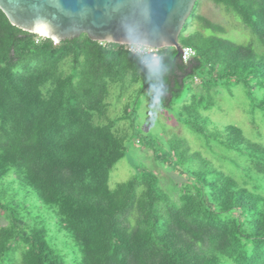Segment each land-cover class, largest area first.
<instances>
[{"label":"trees","instance_id":"1","mask_svg":"<svg viewBox=\"0 0 264 264\" xmlns=\"http://www.w3.org/2000/svg\"><path fill=\"white\" fill-rule=\"evenodd\" d=\"M211 1L254 41L202 17L211 33L192 30L196 3L179 37L193 57L163 48L152 66L85 34L23 31L0 10V264H264V131L221 121L237 86L251 124L264 113V0ZM145 93L200 138L173 146L177 196L152 171L110 186Z\"/></svg>","mask_w":264,"mask_h":264},{"label":"water","instance_id":"2","mask_svg":"<svg viewBox=\"0 0 264 264\" xmlns=\"http://www.w3.org/2000/svg\"><path fill=\"white\" fill-rule=\"evenodd\" d=\"M198 0H0L23 31L55 42L87 35L95 42L175 48ZM184 55V53H183Z\"/></svg>","mask_w":264,"mask_h":264},{"label":"rangeland","instance_id":"3","mask_svg":"<svg viewBox=\"0 0 264 264\" xmlns=\"http://www.w3.org/2000/svg\"><path fill=\"white\" fill-rule=\"evenodd\" d=\"M194 13L196 21L191 25L192 30L211 33L203 26L206 24L198 22L197 17H202L207 22L218 25L222 30L219 35L233 40L234 43L248 44L254 41L249 29L241 23L236 14L211 0H199ZM225 93L222 96L227 97V102L223 106L221 121L241 125L246 131H264V113L260 110L254 111L258 113L259 118L251 124L253 110L248 105L246 91L241 86ZM183 103L184 101L181 100L180 104ZM135 108L136 135L131 136L127 155L113 170L110 186L114 188L118 183L127 181L135 174L152 171L160 178L162 188L171 196H177L179 187L187 181L172 164L171 157L175 156L173 146H176V142H181L182 146L189 145L195 148L199 146L200 138L185 126L176 110H162L151 93L143 94ZM253 136L254 140H257L258 135L255 133Z\"/></svg>","mask_w":264,"mask_h":264},{"label":"built area","instance_id":"4","mask_svg":"<svg viewBox=\"0 0 264 264\" xmlns=\"http://www.w3.org/2000/svg\"><path fill=\"white\" fill-rule=\"evenodd\" d=\"M125 47L129 52L142 58L145 64H154L158 59L157 49L132 44L126 45ZM183 53L184 60H188L194 55V51L191 48H184Z\"/></svg>","mask_w":264,"mask_h":264},{"label":"clouds","instance_id":"5","mask_svg":"<svg viewBox=\"0 0 264 264\" xmlns=\"http://www.w3.org/2000/svg\"><path fill=\"white\" fill-rule=\"evenodd\" d=\"M100 43H102V42H100ZM126 45H129V44H123V46H126ZM132 45H135V44H132ZM138 46H143V45H138ZM144 47H148V46H144ZM148 48H152V47H148ZM154 49H156V48H154ZM184 49V48H183ZM157 50H159V49H157ZM183 51V50H182ZM136 56V55H135ZM137 57H139V56H137ZM180 57H182V59H183V53H182V55L180 56ZM193 57V56H192ZM191 57V58H192ZM140 58V57H139ZM140 60L142 61V63H143V60H142V58H140ZM184 60V59H183ZM189 60V59H188ZM185 61H187V60H185ZM156 63V62H155ZM154 63V64H155ZM154 64H145V63H143V65H145V66H152V65H154ZM150 119V118H149Z\"/></svg>","mask_w":264,"mask_h":264}]
</instances>
